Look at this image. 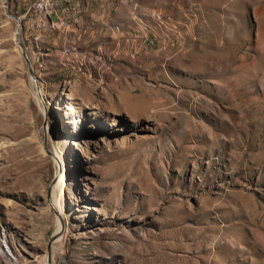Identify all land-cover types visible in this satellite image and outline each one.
<instances>
[{
  "label": "rangeland",
  "instance_id": "obj_1",
  "mask_svg": "<svg viewBox=\"0 0 264 264\" xmlns=\"http://www.w3.org/2000/svg\"><path fill=\"white\" fill-rule=\"evenodd\" d=\"M79 1L152 50L0 0V264H264V0Z\"/></svg>",
  "mask_w": 264,
  "mask_h": 264
},
{
  "label": "crops",
  "instance_id": "obj_2",
  "mask_svg": "<svg viewBox=\"0 0 264 264\" xmlns=\"http://www.w3.org/2000/svg\"><path fill=\"white\" fill-rule=\"evenodd\" d=\"M76 2L80 5L79 0H76ZM82 11L83 10L81 9L76 10L74 8L70 14H67L63 11V7L59 6L58 8H56L57 15H54L56 20H61L62 14L64 12L65 17H68V20L78 19L79 24L75 26L71 23L69 27V33L58 34L57 38H53L52 41H49L48 43L56 46L60 44L63 39H78L80 45H82L84 48H87L89 45H91L90 42L92 39L95 40L96 43H99L98 52L100 53V56H107L109 59L111 55L121 54L119 61H117L118 63L114 61V65H111L108 68L109 72L107 73V78L110 79L109 81H111V78H116L114 70L116 71V74H119L121 77L127 71L132 70V67L135 64V60H140L142 55H149L150 51L152 50L153 42L149 34L143 35L141 37L138 36V39L142 40L141 42H139L138 40L125 39L123 37L120 38L118 37L116 32L112 33V31L108 29L106 31L104 30V28L107 27L106 23H111L109 21L111 20L110 16H108L106 13L101 14L99 12L95 16H87V14L84 15ZM92 17L95 18L94 21H98L99 26L97 27L95 34L89 35L93 30L90 29V27H88L86 23L91 21L90 18ZM134 38L137 39V37ZM109 61L111 62V59H109Z\"/></svg>",
  "mask_w": 264,
  "mask_h": 264
},
{
  "label": "bare ground",
  "instance_id": "obj_3",
  "mask_svg": "<svg viewBox=\"0 0 264 264\" xmlns=\"http://www.w3.org/2000/svg\"><path fill=\"white\" fill-rule=\"evenodd\" d=\"M60 1H64L63 6H60ZM69 3H71V2L65 1V0H36V4L33 3L29 9L34 11V12H37L38 13L37 15H39V17H41V16H43V18L45 17L47 19V21L49 22V28L54 30V29H56V22H53V21L48 19L47 16H49V10L51 8H55L54 15L55 14L57 15L56 8H58L60 6V7H63V11L65 13L70 14L72 12V10L74 9V7L69 5ZM38 94L41 96V92L40 93L38 92ZM67 99H70V97H67ZM60 235H61V227L59 225L57 232L55 234V237L59 238Z\"/></svg>",
  "mask_w": 264,
  "mask_h": 264
},
{
  "label": "water",
  "instance_id": "obj_4",
  "mask_svg": "<svg viewBox=\"0 0 264 264\" xmlns=\"http://www.w3.org/2000/svg\"><path fill=\"white\" fill-rule=\"evenodd\" d=\"M5 4H6V2H5ZM9 18L12 19V20H14V21L17 23V25H18V27H17V29H18V30H17V36H16L17 44H18V46L20 47L21 52H22V54H23V57L25 58V60H26V62H27V64H28V66H29V69H30V73H31V75L33 76V78L35 79V81H36V83H37V91L40 93L41 90H40L39 84H38V82H37V80H36V77H35V75H34V72H33L32 66H31V62H30L29 59H28L27 52H26V48H25V46L22 44V42H21V40H20V35H21V31H22V22H21V19H20V18H17V17H13V16H11V15H9ZM52 242H53V241L50 242L49 247H48L47 264H52V257H51V244H52Z\"/></svg>",
  "mask_w": 264,
  "mask_h": 264
},
{
  "label": "built area",
  "instance_id": "obj_5",
  "mask_svg": "<svg viewBox=\"0 0 264 264\" xmlns=\"http://www.w3.org/2000/svg\"><path fill=\"white\" fill-rule=\"evenodd\" d=\"M65 1H72V4H74L75 9H77L76 0H65ZM32 2L36 4V0H32ZM63 4L64 1H60V6H63ZM54 10L55 8H51L49 10V16H47L49 20H54ZM55 21H56V27H59V29H64V27L68 23V17H65V13L63 12L61 20H55ZM89 55L90 53L85 54V56H89Z\"/></svg>",
  "mask_w": 264,
  "mask_h": 264
}]
</instances>
